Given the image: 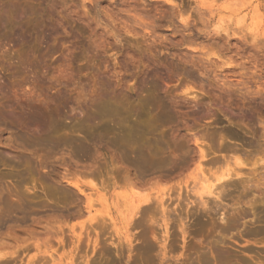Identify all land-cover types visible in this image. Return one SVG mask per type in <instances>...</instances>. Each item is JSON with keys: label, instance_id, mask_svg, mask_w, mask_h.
<instances>
[{"label": "rangeland", "instance_id": "rangeland-1", "mask_svg": "<svg viewBox=\"0 0 264 264\" xmlns=\"http://www.w3.org/2000/svg\"><path fill=\"white\" fill-rule=\"evenodd\" d=\"M263 178L264 0H0V264H264Z\"/></svg>", "mask_w": 264, "mask_h": 264}, {"label": "bare ground", "instance_id": "bare-ground-1", "mask_svg": "<svg viewBox=\"0 0 264 264\" xmlns=\"http://www.w3.org/2000/svg\"><path fill=\"white\" fill-rule=\"evenodd\" d=\"M234 170V169H233ZM233 170H231V171H233ZM237 170V169H236ZM231 171H229V169L228 170H226L225 172H223L220 176H218V177H215V179H216V181L218 182L217 183V185H216V183H209L208 185H205L204 184V182H201L200 184H201V191H199V200H200V203L202 204V205H204L205 204V200H202V195L204 194V193H207V194H214L213 193V191H215V189H218V187H219V190H217V191H215V193H216V197L217 198H219L220 197V199H221V197L223 198L224 197V195L226 196V193L227 192H225L227 189H226V187H229L228 185H232V184H234L233 182V180H231L232 179V174H234L235 176H237L238 177V175H240L238 172H236L235 170L233 171V173L231 172ZM264 179V178H263ZM262 179V180H263ZM232 183V184H231ZM239 183V182H238ZM242 184H245V183H242ZM236 185H238V184H236ZM249 185V184H248ZM235 186V185H234ZM241 186V185H240ZM245 185H243L242 187H244ZM247 186V185H246ZM245 186V187H246ZM248 187V186H247ZM256 187V186H255ZM215 188V189H214ZM226 189V190H225ZM243 189V188H242ZM245 189V188H244ZM248 189H249V187H248ZM246 193V192H245ZM91 194V193H90ZM261 194V193H260ZM88 196V195H87ZM90 196V195H89ZM133 197V196H132ZM143 197H145V196H143ZM143 197H141L140 199H142ZM227 197V196H226ZM130 197H128L127 199H129ZM150 198V197H149ZM148 197H145L144 199H142V200H140V201H142V202H144V203H142V204H146L145 202H147L148 201V199H149ZM126 199V198H125ZM124 199V200H125ZM259 199V202L257 201ZM94 201L92 198L91 199H89L88 197H87V202L89 201V204H91V203H94V202H92V201ZM102 200V199H101ZM135 200V199H134ZM150 200V199H149ZM138 201V200H137ZM221 201H223V200H221ZM104 202V201H103ZM103 202H100V204L101 205H103ZM132 202V201H131ZM249 203H247L248 204V206H249V208H250V214H251V218L250 219H248L249 220V225L248 224H246V221H248V220H245V221H243V222H241V224H242V231H237V235H239V236H245L246 238H247V241H248V238H253V240H254V237H256L257 236V238L254 240V245H258V244H264V236L262 237L261 236V233H264V223H262L261 221H263L264 220V195L262 194V195H259V194H256L255 195V193H254V195H253V197H251V202H250V199H249V201H248ZM258 202V203H257ZM138 203V202H137ZM88 204V205H89ZM105 204V203H104ZM92 205V204H91ZM94 205V204H93ZM99 205V204H98ZM100 205V206H101ZM136 205H138V204H136ZM216 206V205H215ZM222 206H223V204H222ZM222 206L221 207H219V209L221 208V209H225V208H222ZM256 206H257V208H256ZM258 206H261L262 208H260V210H257V209H259L258 208ZM102 207V206H101ZM104 207V206H103ZM142 207V206H141ZM148 207V206H147ZM146 208V207H145ZM218 208V207H217ZM137 209V208H136ZM149 209V208H148ZM135 210V209H134ZM147 210V209H146ZM236 210V211H235ZM138 211V210H137ZM139 211H140V209H139ZM225 211V210H224ZM240 211V210H239ZM241 212V213H240ZM239 213H238V210L235 208L234 209V212L232 213V214H230V215H233L234 216V218H233V221L232 220H230V221H232V222H229V223H227V222H224L223 224H221V225H223L222 226V230H224L223 232H228L230 229H232V228H235V227H237V225H238V218H241V217H243V216H241V215H243L244 213L242 212V211H240ZM226 215V214H225ZM225 215H224V213L222 212L221 213V220L222 221H225L224 219H225ZM228 219V218H227ZM226 219V220H227ZM165 228H166V231H167V223H165ZM258 234H260V236L261 237H258L259 235ZM242 238V237H241ZM245 238V239H246ZM244 239V238H243ZM244 239V240H245ZM247 243V242H246ZM248 243H250V242H248ZM247 248H249L248 246H246ZM247 248H246V250H247ZM248 250H250V249H248ZM210 255H206V254H200L199 255V257L196 259V260H191V261H183V263L181 262L180 264H244L245 262H244V257L242 258H237V256H236V258H234L235 256L234 255H232L231 253H227V252H224L223 250H220V249H218V248H216V247H210ZM166 253L164 252L163 253V256L165 255ZM164 257H166V255L164 256ZM172 258V257H171ZM166 259V258H165ZM164 258H163V260H165ZM188 260V259H187ZM190 260V259H189ZM255 261V260H254ZM185 262V263H184ZM256 262V264H257V262H258V260H256L255 261ZM263 261H261V259H260V261L258 262V264H263L262 263Z\"/></svg>", "mask_w": 264, "mask_h": 264}]
</instances>
